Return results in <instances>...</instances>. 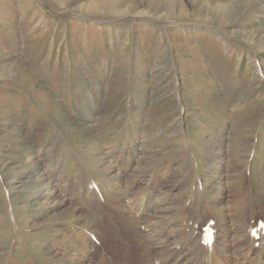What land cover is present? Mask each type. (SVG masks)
Listing matches in <instances>:
<instances>
[{
    "label": "rangeland",
    "instance_id": "rangeland-1",
    "mask_svg": "<svg viewBox=\"0 0 264 264\" xmlns=\"http://www.w3.org/2000/svg\"><path fill=\"white\" fill-rule=\"evenodd\" d=\"M124 139L144 143L145 173L169 165L178 201L208 205L181 214L264 233V0H0V264H33L23 246L64 264L49 247L87 229L113 262L130 244L109 239L115 215L48 216L35 173L57 159L94 177L89 148Z\"/></svg>",
    "mask_w": 264,
    "mask_h": 264
},
{
    "label": "bare ground",
    "instance_id": "bare-ground-1",
    "mask_svg": "<svg viewBox=\"0 0 264 264\" xmlns=\"http://www.w3.org/2000/svg\"><path fill=\"white\" fill-rule=\"evenodd\" d=\"M115 144L107 152H104L106 146L101 144L94 152L89 148L88 161L93 163L91 168L97 172L94 177L87 175L90 174L88 172L85 176H78L77 170V176L72 181L69 173L60 171L56 175L52 171L55 165L60 164L59 160L51 163L44 161L42 170H37L35 174L39 182L37 186L45 191L42 198L49 208L48 216L50 213L55 216L56 211L61 214L73 202H78L80 206L91 205L102 210L107 217L114 214L115 218L108 220L113 234V238L109 239L122 240L120 235L123 232L130 239V244L124 246L121 252L113 253L111 264H128L131 251L134 254L132 264H264L263 229L254 233L252 223L246 230L234 225L206 230L200 214H181L187 206V210L190 206L205 210L208 205L203 197L196 195L200 206L192 198L186 202L178 201L171 193L179 183L170 180L174 175L168 164L161 162L163 166L159 171L145 173L144 143L138 144L139 148H134L132 142V146L127 148L125 139ZM102 146L104 149L101 152ZM72 153L74 166L79 171L81 168L88 170L82 155H76L73 150ZM195 173L199 174L197 169H194V179ZM196 190L201 194L203 192L202 187ZM113 223H125L126 226L114 227ZM171 225L177 228L171 229ZM72 231L76 233V230ZM75 235L74 238L61 240L59 246L53 243L49 250L61 252L64 248L67 256L64 264H96V257L102 250L98 236L89 229ZM22 249L29 262L43 264L42 259L35 260L24 246ZM62 257L59 256V260ZM101 261L99 264H102Z\"/></svg>",
    "mask_w": 264,
    "mask_h": 264
}]
</instances>
